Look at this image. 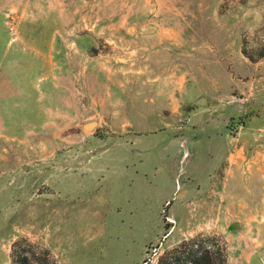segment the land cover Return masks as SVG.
Segmentation results:
<instances>
[{
	"label": "rangeland",
	"instance_id": "obj_1",
	"mask_svg": "<svg viewBox=\"0 0 264 264\" xmlns=\"http://www.w3.org/2000/svg\"><path fill=\"white\" fill-rule=\"evenodd\" d=\"M190 240L264 264V0H0V264Z\"/></svg>",
	"mask_w": 264,
	"mask_h": 264
},
{
	"label": "trees",
	"instance_id": "obj_2",
	"mask_svg": "<svg viewBox=\"0 0 264 264\" xmlns=\"http://www.w3.org/2000/svg\"><path fill=\"white\" fill-rule=\"evenodd\" d=\"M157 264H227V261L220 252H212L208 247H204V242L190 240L183 241L178 247L163 255Z\"/></svg>",
	"mask_w": 264,
	"mask_h": 264
},
{
	"label": "water",
	"instance_id": "obj_3",
	"mask_svg": "<svg viewBox=\"0 0 264 264\" xmlns=\"http://www.w3.org/2000/svg\"><path fill=\"white\" fill-rule=\"evenodd\" d=\"M97 126V123L96 122H92V123H88L84 126V128L87 130V131H91L93 128H95ZM241 229V225L239 222H234L230 225L229 227V230L230 231H238Z\"/></svg>",
	"mask_w": 264,
	"mask_h": 264
}]
</instances>
